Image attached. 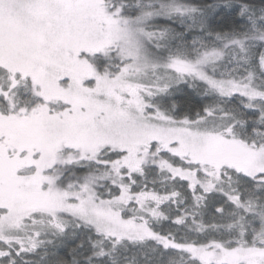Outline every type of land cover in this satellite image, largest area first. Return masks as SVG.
Returning a JSON list of instances; mask_svg holds the SVG:
<instances>
[{"label": "snow or ice", "instance_id": "obj_1", "mask_svg": "<svg viewBox=\"0 0 264 264\" xmlns=\"http://www.w3.org/2000/svg\"><path fill=\"white\" fill-rule=\"evenodd\" d=\"M0 264H264V0H0Z\"/></svg>", "mask_w": 264, "mask_h": 264}]
</instances>
